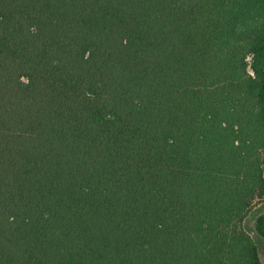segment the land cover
<instances>
[{
    "label": "trees",
    "instance_id": "obj_1",
    "mask_svg": "<svg viewBox=\"0 0 264 264\" xmlns=\"http://www.w3.org/2000/svg\"><path fill=\"white\" fill-rule=\"evenodd\" d=\"M264 0H0V264H261Z\"/></svg>",
    "mask_w": 264,
    "mask_h": 264
},
{
    "label": "rangeland",
    "instance_id": "obj_2",
    "mask_svg": "<svg viewBox=\"0 0 264 264\" xmlns=\"http://www.w3.org/2000/svg\"><path fill=\"white\" fill-rule=\"evenodd\" d=\"M264 213V201L259 203L255 209L252 210V212L249 214L245 224L248 230H251L252 224L254 222V219L257 215ZM254 238L256 242L258 243L259 247V257L261 260V264H264V242H262L257 236L254 235Z\"/></svg>",
    "mask_w": 264,
    "mask_h": 264
}]
</instances>
